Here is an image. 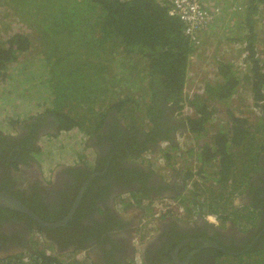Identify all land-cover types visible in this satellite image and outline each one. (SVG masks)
<instances>
[{
  "label": "trees",
  "instance_id": "trees-1",
  "mask_svg": "<svg viewBox=\"0 0 264 264\" xmlns=\"http://www.w3.org/2000/svg\"><path fill=\"white\" fill-rule=\"evenodd\" d=\"M170 9L169 0H0L4 19L12 15L23 25L11 31L10 24H1L6 33H0V98L23 96L12 104L14 112L25 116L22 110L27 109L33 116V105L40 113H51L60 119L59 133L93 134L95 126L114 113L129 130L154 135L157 149L138 146L136 160L169 143L164 158L174 179L192 182L188 195H183L185 183L173 199L188 206V215L215 216L223 224L242 189L244 181L238 180L254 171L264 152V41L257 34V24L260 29L262 24L258 20L264 23V0H247L242 10L230 12L232 25L205 31L198 46L184 33L181 21L169 15ZM224 41L231 44L229 51L220 50ZM214 47L221 61L207 69L218 71L217 81L205 82L201 93L185 97L191 59L196 55L206 61ZM243 50L244 70L234 61ZM17 78L38 87L5 91ZM123 81L128 85L121 86ZM131 87L137 91L131 93ZM142 97L149 102L143 103ZM162 97L173 115L185 101L194 108L174 138L158 128ZM4 120L11 127L17 122ZM178 134L201 140L186 152L201 162L196 173L177 170L179 157L173 152L178 150ZM197 175L203 182L193 180ZM44 264L64 263L44 257Z\"/></svg>",
  "mask_w": 264,
  "mask_h": 264
},
{
  "label": "flooded vegetation",
  "instance_id": "flooded-vegetation-1",
  "mask_svg": "<svg viewBox=\"0 0 264 264\" xmlns=\"http://www.w3.org/2000/svg\"><path fill=\"white\" fill-rule=\"evenodd\" d=\"M159 104L158 128L174 138L180 122L163 97ZM57 120L39 112L12 124L11 132H0V193L30 213L0 206V264H44V257L60 260L82 252L92 264H136L137 253L141 264L264 257V152L254 171L238 180L244 181L242 189L223 224L209 223L203 215L195 219L178 200L185 216L169 210L154 218L148 236L142 220L154 212L152 205L177 198L183 187L173 174L167 180L136 160L138 146L157 149L154 135L129 130L110 113L73 151L78 157L61 162L42 152V142L59 133ZM41 159L51 170L46 176Z\"/></svg>",
  "mask_w": 264,
  "mask_h": 264
},
{
  "label": "built area",
  "instance_id": "built-area-1",
  "mask_svg": "<svg viewBox=\"0 0 264 264\" xmlns=\"http://www.w3.org/2000/svg\"><path fill=\"white\" fill-rule=\"evenodd\" d=\"M171 4V9L169 11V15L178 18L184 26V33L194 42L195 46L200 45V35L205 33V31L209 30L215 24L219 22L220 19L226 18V13L223 8V3L231 2L232 11H240L243 9L244 4H246L247 0H169ZM229 4V3H228ZM221 48V47H220ZM235 46L233 47V49ZM215 48H211L208 52V58L206 61L203 60V66L199 67L200 58L196 55L193 56L190 62V67L188 69L187 74V82L184 90L185 97L193 98L195 94H199L203 90V86L205 82L213 83L212 81H217L218 71H212L213 66L217 61H221V58L217 55L213 54ZM221 51H229V48L223 47L220 49ZM245 59L246 53L245 51H241L238 58L234 61L238 68L245 69ZM211 64L209 69L207 66ZM206 65V67H204ZM194 67V68H193ZM208 73L206 81L202 76L205 73ZM207 75V74H206ZM212 80V81H211ZM194 108L185 101L184 106L177 111V118L183 120L188 116L194 115ZM193 140L196 141V138L193 135H176L175 141L178 146V150L173 152L175 157H179L177 165V170L186 171L190 169L191 172H197L201 166V162L198 160L196 156H188L186 152L190 148H196ZM158 152L148 151L142 155L138 162L142 165L151 166L154 170L163 178L170 177L172 178L173 170L168 167L167 161L164 158V152L169 147V143L162 142L158 145ZM177 158H175V162ZM169 180V179H167ZM193 180H197L198 182H202V178L200 176H195ZM186 183V191L183 192V195H188L190 189L192 188V182L185 181ZM129 196V195H128ZM129 203L134 205V200L132 197L126 198ZM121 208V207H120ZM154 212L148 213L144 219L142 220V233L147 234L149 236L152 230L153 219L164 215L167 211L172 210L174 213L178 214L180 217L185 216L183 207L180 206L178 200L176 199H167L163 201H156L152 207ZM205 221L219 225L221 224L219 219L215 216L211 215H203L202 217ZM196 219V217H195ZM146 236V235H144ZM148 238V237H147ZM141 235L136 239V247L137 250L141 248ZM64 264H92L84 255V253H78L75 256L72 255L71 258H62L60 259ZM136 264H141V256L139 253L136 254L135 257Z\"/></svg>",
  "mask_w": 264,
  "mask_h": 264
},
{
  "label": "rangeland",
  "instance_id": "rangeland-1",
  "mask_svg": "<svg viewBox=\"0 0 264 264\" xmlns=\"http://www.w3.org/2000/svg\"><path fill=\"white\" fill-rule=\"evenodd\" d=\"M5 12L6 11L0 10V33L1 32L6 33L5 27H1V24H3V23H7V25L10 24L11 31H14V30L19 31L23 27V25L21 27L20 26L21 24L16 22V20L13 19L12 15H10L8 18L4 19ZM259 22H261L262 24H261V29L259 28V26L257 24V34H258V37L262 41H264V23L261 20H258V23ZM10 73H11V71H10ZM206 76H208V73ZM22 79L17 78L15 84L6 86L5 91L13 92V89L16 86H21V85L22 86H34L35 89L38 87L37 83H35L33 81L28 82V81H26L24 79L22 80ZM122 85H124V87H125L128 84L125 83V81H123L121 86ZM0 87H3V85L0 84ZM129 89H130L131 93H134L135 91H137L133 87H131ZM0 90H2V89H0ZM21 99H24L23 96H20V97L13 96V94H11V95L7 94L6 98H0V101H2L1 108H0V115H2V116L4 115V118H5V115H10L12 113H15L14 110L11 108L12 104L16 103L17 100H21ZM140 100L143 101V103L149 102V98H145V97L140 98ZM14 105L16 106L18 104H14ZM30 107L32 110L35 111L36 114L39 113V111H40L39 109L34 108L33 105H30ZM8 111H10V113ZM22 112L25 114L28 113L27 115L31 114V113H29V110H27V109L22 110ZM174 115H176V112ZM4 118H2V120L0 122V130H2V131L6 127L7 121H8V120H4ZM84 138L85 137L83 134L77 133L74 130L71 132H68V133H66V132L57 133L55 138L47 137V139H45L42 142V144H43V145L41 144L42 149H43L42 152L46 153L50 157V155H52V153L56 150L57 147L65 148L67 151L73 150L75 147H77L78 145H80L83 142ZM193 143H194V145H196V148H197V146H198L197 139H196V141L193 140ZM61 152L66 154V152H64V151H61ZM42 156L44 157L46 155H42ZM173 178H174V176H173ZM166 179L170 180V177H167ZM208 182H210V181H208ZM237 259H240V260H237ZM237 259H226L225 261H223L224 259H221V261L218 264H257V263L264 264V257H262V256H252V257H247V258L244 257V258H237Z\"/></svg>",
  "mask_w": 264,
  "mask_h": 264
},
{
  "label": "crops",
  "instance_id": "crops-1",
  "mask_svg": "<svg viewBox=\"0 0 264 264\" xmlns=\"http://www.w3.org/2000/svg\"><path fill=\"white\" fill-rule=\"evenodd\" d=\"M229 3V4H228ZM228 3H223V8L225 10V13H226V18L225 19H220L219 22L217 24H215L213 27H222V26H225V25H232V21L229 20V17L231 16L230 15V12H233L231 9H232V6H231V2H228ZM245 5V4H244ZM228 20L229 22L227 24H224V21L225 20ZM213 27H211L210 30L207 31V34H209L211 31H213ZM220 47H228V46H231V44H228L226 41L223 42V44H220L219 45ZM218 46V47H219ZM233 46V45H232ZM234 47V46H233ZM216 48V47H214ZM203 66V59L200 58V64H199V67H202ZM205 80L207 79V76H202ZM30 107V106H29ZM25 114V113H24ZM6 117H9L10 120L12 121H17L16 123H19L21 122L22 120L24 119H27L29 117H31V115H25L23 116L21 112H15V113H12L10 115H5V118ZM2 118H4V115H0V122L2 120ZM4 118V119H5ZM12 131V127L9 125L8 121H7V125L6 127L4 128V130L2 131V133H6V132H11ZM86 137V136H84ZM206 140V139H205ZM84 142V141H83ZM201 140L200 139H197V143H198V146L200 144ZM78 147V146H77ZM77 147H75L73 150H68L66 151V154L61 152L60 151V147H57L56 150L52 153V155L50 157H56V158H59L57 161H61V162H70L72 160V157H78V153H75L73 152ZM85 146L83 147V151H85ZM80 150V148H79ZM80 152V151H79ZM46 154V153H45ZM46 160V159H45ZM44 159H41L39 160V164L41 165L42 167V170H45V173L44 175L46 176L48 173L50 174L51 170H47V168L45 167L46 165V161ZM55 165L58 166L57 162L55 161ZM153 168V167H152ZM57 169V168H56ZM154 169V168H153ZM129 197L128 195L125 196V198ZM129 202V201H128ZM92 263V262H91Z\"/></svg>",
  "mask_w": 264,
  "mask_h": 264
},
{
  "label": "water",
  "instance_id": "water-1",
  "mask_svg": "<svg viewBox=\"0 0 264 264\" xmlns=\"http://www.w3.org/2000/svg\"><path fill=\"white\" fill-rule=\"evenodd\" d=\"M185 130V129H182ZM181 189L183 190V187H181ZM0 206H9L10 208L13 209H21L24 212L30 214L25 207H23L17 200L11 198L10 196H8L5 193H0Z\"/></svg>",
  "mask_w": 264,
  "mask_h": 264
},
{
  "label": "bare ground",
  "instance_id": "bare-ground-1",
  "mask_svg": "<svg viewBox=\"0 0 264 264\" xmlns=\"http://www.w3.org/2000/svg\"><path fill=\"white\" fill-rule=\"evenodd\" d=\"M65 44H66V43H65ZM68 45H69V44H68ZM121 48H122V47H121ZM121 48H120V49H121ZM63 50H64V49H63ZM119 51H120V50H119ZM116 54H117V52H116ZM110 56H112V55H110ZM116 56H117V55H116ZM82 57H83V56H82ZM84 57H85V56H84ZM124 57H125V56H124ZM85 58H86V57H85ZM109 58H110V57H109ZM73 60H74V59H73ZM69 61H70V59H69ZM78 61H79V60H78ZM83 62H85V61L83 60ZM125 62H126V61H125ZM131 62L133 63V61H131ZM76 63H77V61H76ZM119 63H120V62H119ZM84 64H85V63H84ZM77 65H78V64H77ZM116 65H118V63H116ZM103 66H104V65H103ZM118 66H119V65H118ZM79 68H80V67H79ZM99 68H100V67H98V69H99ZM131 68H132V67H131ZM92 69H93V68H92ZM98 69H97V70H98ZM100 69H101V68H100ZM78 70H80V69H78ZM102 70H103V69H102ZM105 70H106V69H105ZM124 70H125V69H124ZM90 71H91V70H90ZM94 71H95V70H94ZM76 72H78V71H76ZM118 74H119V73H118ZM130 74H131V73H130ZM86 75H87V74H86ZM80 76H81V75H80ZM76 78H77V77H76ZM80 78H81V77H80ZM80 100H81V99H80ZM76 106H77V105H76ZM76 113H77V111H76ZM74 114H75V112H74ZM74 116H77V115H74ZM74 116H73V117H74ZM73 117H72V119H73ZM87 117H88V116H87ZM80 119H81V117H80ZM59 120H60V119H59ZM59 120H58V121H59ZM86 120H88V119H86ZM62 121H63V120H62ZM78 121H79V120H78ZM66 122H67V121H66ZM80 122H81V121H80ZM64 123H65V122H64ZM87 123H88V122H87ZM87 123H86V124H87ZM56 124H57V123H56ZM66 127H67V125H66ZM69 134H70V133H69ZM81 134H82V133H81ZM87 134H88V133H87ZM87 134H86V135H87ZM69 136H70V135H69ZM87 136H88V135H87ZM63 137H64V136H63ZM70 138H71V137H70Z\"/></svg>",
  "mask_w": 264,
  "mask_h": 264
},
{
  "label": "clouds",
  "instance_id": "clouds-1",
  "mask_svg": "<svg viewBox=\"0 0 264 264\" xmlns=\"http://www.w3.org/2000/svg\"><path fill=\"white\" fill-rule=\"evenodd\" d=\"M189 67H190V64H189ZM188 69H189V68H188ZM175 118H176L180 123L183 122V120H180V119L177 118V111H176ZM184 131H186V129H185ZM182 134H183V133H182ZM178 135H179V134H178ZM169 199H173V198H169Z\"/></svg>",
  "mask_w": 264,
  "mask_h": 264
}]
</instances>
